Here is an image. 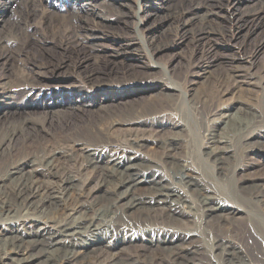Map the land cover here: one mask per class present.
Returning <instances> with one entry per match:
<instances>
[{"label": "bare ground", "instance_id": "1", "mask_svg": "<svg viewBox=\"0 0 264 264\" xmlns=\"http://www.w3.org/2000/svg\"><path fill=\"white\" fill-rule=\"evenodd\" d=\"M18 7L19 14L12 15L9 28L0 32V100H34L54 88L51 82L67 71L78 74L90 87L124 85L149 75L144 66L137 68L131 62L137 57L133 53L135 40L117 43L108 54L121 56L126 69L103 70L100 68L109 61L101 59L102 47L95 49L87 43V32L93 28L81 24V13H72L67 25L52 19L39 1L0 0V22ZM217 8L212 0H181L167 13L182 22L181 28L191 23L198 27L191 29V59L197 54L194 66L189 64L191 70L178 76L165 70L168 82L183 100L187 92L179 89L178 83L189 75L197 76L208 65L219 66L226 60L227 66L214 76L217 96L242 90V85L251 84L258 73L264 76V62L242 67L233 63L239 60L236 57L221 59L213 52L215 30L210 22ZM191 11L194 17L185 20ZM243 17L261 21L264 0L254 11L237 15V20ZM37 18L43 28L35 27L33 20ZM41 29L51 37H44ZM134 34L141 35L137 30ZM144 44L152 56L171 43L153 35ZM61 50L93 54L94 67L86 70L89 57L84 53L69 69L65 54L60 59L50 55ZM76 102L73 99L68 107L55 109L43 119L42 127L29 117L0 127V219L23 211L37 216L46 202L53 210L40 221L44 226L29 235L17 226L5 228L0 220L1 232L11 236L3 245L0 264H11L14 257L32 264L38 246L52 245L57 236L69 231L95 227L99 220L111 230L105 238L64 245L41 257L42 264H264V163L255 158H264V105L263 111L241 106L242 102L231 107L246 122L231 136L228 129L236 121L225 114L211 119L220 108L213 100L201 97L188 116L193 127L188 122V135L182 138L186 147H181L176 136L162 135L147 124L151 117L166 112L164 104L115 115L111 122L99 115L76 125L69 120L86 112L84 105ZM167 107L172 112L181 109L174 103ZM178 116L171 119L173 125L186 118ZM47 124L65 132L45 139ZM114 124L117 133L112 131ZM147 149L157 152L155 159L138 156ZM103 153L106 155L95 163L86 157ZM152 161L177 176L182 187L152 179L144 193L122 194L135 174L152 168ZM86 171L89 176L83 179ZM36 173L41 179L35 178ZM57 192L62 198L52 200ZM119 247L134 250L115 252Z\"/></svg>", "mask_w": 264, "mask_h": 264}, {"label": "rangeland", "instance_id": "2", "mask_svg": "<svg viewBox=\"0 0 264 264\" xmlns=\"http://www.w3.org/2000/svg\"><path fill=\"white\" fill-rule=\"evenodd\" d=\"M39 1L42 10L52 16V19L60 23L70 25V16L78 13L83 19L81 24L89 25L93 30H89L87 37L88 44L95 45V49L102 47L101 59L108 60V64L100 68L103 70H123L128 66L123 63L121 56L108 55L113 50L117 43L122 41L135 40L137 45L134 47L133 62L138 68L139 65L149 74L145 78L137 81L127 82L124 85L103 83L98 87H90L86 81L78 74L67 71L61 74L54 88L46 90L42 95L34 100L22 99H3L0 100V127L10 124L16 118H31L37 125L42 127L43 119L50 114L55 113V109H64L68 107L70 100L75 99L77 104H83L86 112L81 111L78 116H73L69 121L73 124L81 125L86 119L101 115L110 122L115 115L125 112L139 111L141 108H149L164 104L166 112L158 114L156 117H151L148 121L149 127L158 128L162 135H171L178 138L181 142V147H186V142L182 141L185 131L188 127L189 114L192 113L194 105L200 101L201 97L208 100H213L220 108L217 118L224 114L226 117L231 116V120L236 121L235 126L228 129L229 135L239 133L240 128L245 125V121L241 120V115L231 107L236 106L238 102H242L241 106L249 109L263 111L264 105V76L255 75L251 79V84L245 83L242 85V90H234L226 92L223 96H217L215 93L214 76L222 72L224 66L222 62L219 66L208 65L197 76L189 75L188 79L182 83H178L179 89L187 92V97L183 100L182 95L174 89L172 83L167 80L169 75H185L190 71L189 64L193 67L196 61V55L191 59L192 36L191 29H198L195 23H191L189 27L181 28V21L171 19L168 11L171 5L180 2L181 0H35ZM218 4L217 14L211 16L210 25L214 28L215 34L212 39L213 52L221 57H236L239 60L233 61L235 65L242 67L259 65L264 62V18L261 21H249L245 17L237 20V15L247 14L254 11L262 0H212ZM89 2V3H88ZM22 5V4H21ZM20 5V6H21ZM78 6V7H76ZM19 14V7L15 8L3 18L0 22V32L7 30L10 25L12 15ZM193 11L188 12L185 20L193 18ZM187 20V21H188ZM8 21V22H4ZM76 21V19H75ZM195 21V20H194ZM35 27H42L40 21L33 20ZM43 28V27H42ZM178 28V29H177ZM189 28V32H188ZM181 29V30H180ZM139 31L141 35L134 34ZM44 37H51L48 33L41 29ZM162 39L164 43H171L165 49L156 51L150 56L148 51H145V44L151 36ZM149 37V38H148ZM140 39V40H139ZM215 43V45H214ZM89 57V61H85L84 66L87 69L94 67L93 54H88L86 51H74L70 53L61 50L57 53H50L54 59H60L63 54L70 61L68 68L72 69L77 62L80 54ZM111 56V57H110ZM241 61V62H240ZM163 68V69H162ZM189 68V69H188ZM77 70H82L77 67ZM88 70V71H89ZM166 70V71H165ZM258 70L253 69V73ZM167 75V76H166ZM73 98V99H72ZM1 99V98H0ZM174 103L181 105V109L177 112H172L168 109L167 104ZM28 104V106H26ZM182 110V113L180 112ZM184 115V121L173 125L171 119H178V115ZM189 119V120H188ZM187 122V123H186ZM232 122V123H233ZM187 125V127H186ZM189 125L192 126V124ZM113 133H117L116 124L113 126ZM111 127V128H112ZM193 127V126H192ZM73 130V127L71 128ZM59 127L54 124L46 125L43 132L45 139L51 140L55 135L64 133ZM192 140L195 137L192 135ZM194 150H198V146L193 144ZM196 146V147H195ZM183 150L185 148H182ZM181 150V151H183ZM157 152L152 149L142 150L139 157L143 155L155 159ZM106 154L88 155L86 156L92 162H96L100 156L102 158ZM155 156V157H153ZM82 156H80L81 158ZM92 158V159H91ZM255 158L262 159V155H257ZM94 162V163H95ZM150 170L139 171L140 174L133 176V181L127 187L122 189L121 193L128 195L132 192L141 194L144 193L149 185L150 180H160L163 184L170 186L182 187V183L173 173H168L156 162H151ZM89 171L84 172L81 177L84 179L89 176ZM36 179H41V174H35ZM62 198V193L57 192L52 195V200ZM41 203L40 211L37 216H29L25 211L18 215H4L2 225L5 228L17 226L20 232L29 235L33 231H37L38 227L44 226L40 221H44L53 213L50 205ZM4 220V221H3ZM37 226V227H36ZM33 227V228H32ZM111 232L110 228L104 220H99L95 227L89 229H81L69 231L60 236H57L52 245L38 246L32 264H42L40 259L44 255L56 253V249L72 242L92 241L94 239H103ZM10 234L2 233L0 228V253L3 252V245L9 241ZM209 244V241H207ZM2 247V248H1ZM133 248L119 247L116 251L123 253H131ZM206 257H209V253ZM11 264H25L21 257H14Z\"/></svg>", "mask_w": 264, "mask_h": 264}]
</instances>
